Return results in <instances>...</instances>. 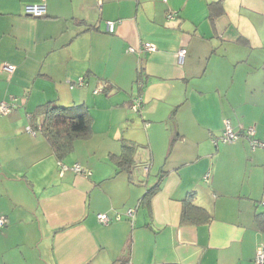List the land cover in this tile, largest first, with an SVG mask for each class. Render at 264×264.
Returning <instances> with one entry per match:
<instances>
[{
	"label": "crops",
	"instance_id": "crops-1",
	"mask_svg": "<svg viewBox=\"0 0 264 264\" xmlns=\"http://www.w3.org/2000/svg\"><path fill=\"white\" fill-rule=\"evenodd\" d=\"M36 2L44 15L24 13ZM3 100L0 264H254L264 148L245 130L264 141V0H0ZM49 101L92 118L60 157L38 129ZM225 120L238 139L221 141ZM191 190L209 221L181 222Z\"/></svg>",
	"mask_w": 264,
	"mask_h": 264
},
{
	"label": "trees",
	"instance_id": "trees-1",
	"mask_svg": "<svg viewBox=\"0 0 264 264\" xmlns=\"http://www.w3.org/2000/svg\"><path fill=\"white\" fill-rule=\"evenodd\" d=\"M216 4V1H212L209 4L211 15L215 13L213 11H215ZM140 80L142 81V79H137L136 81ZM42 114V121L37 127L46 137L58 157L72 150L76 139L85 138L91 132L92 118L84 104L58 105L49 101L44 104ZM30 127L34 130L36 128L33 123H30ZM134 151L135 145L124 139L122 141V151L119 155H116L118 167L129 166L134 159ZM157 188L158 184L150 187L146 194H151ZM260 200L258 205H260ZM211 217L212 215L206 208L194 202V191H189L183 200L181 222L197 224L209 221ZM254 221L264 233V209L254 213Z\"/></svg>",
	"mask_w": 264,
	"mask_h": 264
},
{
	"label": "built area",
	"instance_id": "built-area-1",
	"mask_svg": "<svg viewBox=\"0 0 264 264\" xmlns=\"http://www.w3.org/2000/svg\"><path fill=\"white\" fill-rule=\"evenodd\" d=\"M23 11H24V13L32 15V16H42V15H44V13L46 11V5L43 2L26 3L23 6ZM173 15H174L173 12H169L167 14V17L171 18V17H173ZM107 29L109 31H111L113 29V22L112 21L107 22ZM142 48H144L146 50H153L155 48V46H154V44H152L150 42H143ZM129 50H131V51L134 50V47L130 46ZM184 56H185V48L181 47L178 49V52H177L178 62H180V63L183 62ZM3 66L9 72H12L14 69V64H11V63H5ZM78 81H79L78 83L82 82V80H78ZM137 83L140 87L143 86V81L140 80V81H137ZM141 105H142V98L139 95L132 97L131 103H130L132 110L138 111L140 109ZM11 108H12L11 103L6 102L4 100L0 102V113L1 114L9 113ZM253 131H254L253 127H247L245 130V134H247L249 137L250 145L252 147L259 146V147L264 148V141H261V140H258L256 138L252 137ZM242 133L243 132L233 131V129L231 128V126L229 124V121L225 120L224 121V128H223L219 138L223 142H230V141L238 139L242 135ZM60 165H61L62 169L66 167L64 164H60ZM72 168L76 171L81 170V168L78 164H74L72 166ZM206 177H208V173L205 175V178ZM259 203H260V205H264V199H261ZM126 214L129 216H132L133 209L127 208ZM96 217H97V220L99 222L105 223V224L107 222H109V220H110V216L106 212H98L96 214ZM119 217H120V215L118 213H116L115 218L119 219ZM6 222H7L6 217L3 215H0V227H2ZM253 261H254V264H264V242H261L256 246Z\"/></svg>",
	"mask_w": 264,
	"mask_h": 264
},
{
	"label": "rangeland",
	"instance_id": "rangeland-1",
	"mask_svg": "<svg viewBox=\"0 0 264 264\" xmlns=\"http://www.w3.org/2000/svg\"><path fill=\"white\" fill-rule=\"evenodd\" d=\"M260 206V205H259ZM262 209H264V206H260Z\"/></svg>",
	"mask_w": 264,
	"mask_h": 264
}]
</instances>
